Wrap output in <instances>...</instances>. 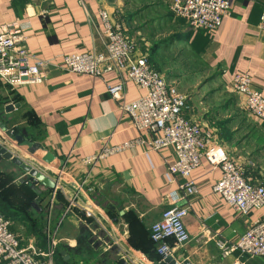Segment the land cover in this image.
<instances>
[{
  "label": "crops",
  "instance_id": "0c3cea01",
  "mask_svg": "<svg viewBox=\"0 0 264 264\" xmlns=\"http://www.w3.org/2000/svg\"><path fill=\"white\" fill-rule=\"evenodd\" d=\"M228 1L229 15L208 34L173 16L171 0H0V26L25 25L27 51L50 62L41 84L13 88L0 80V136L12 129L25 133L31 146L5 136L4 141L31 168L45 154L52 155L53 161L41 169L56 182L62 197L58 201L57 194L53 198L37 187L44 198L31 213L41 228L33 232L28 231L29 224L20 227L27 234L22 244V232L15 226L21 248L43 246L56 229L58 255L65 251L68 257L64 262L59 255L63 264H117L122 258L131 264H157L147 257L149 229L164 211L179 207L187 209L183 225L189 239L181 247L168 241L177 263L264 264V259L247 260L235 252L223 257L216 247L217 242L234 244L250 223L264 221V210L245 218L232 212L212 192L220 171L206 159L190 176L196 193L176 205L168 193L181 194L182 181L167 185L165 179L175 160L172 148L150 152L143 145L130 147L98 162L89 173L83 159L97 155L104 145L117 147L140 136L120 115L107 88L121 80L124 103L138 100L143 92L123 74L91 78L70 74L59 64L60 56L104 53L100 13H106L133 43L132 58L145 56L148 62L151 57L158 69L168 67L174 75L197 77L188 92L178 90L186 98L187 119L211 134L210 148L242 167L252 184L264 186V121L254 119L230 87L232 75L245 73L264 98V33L257 29L264 0ZM159 71L154 72L166 82ZM9 105L18 108L6 113ZM22 110L31 114V122L22 117ZM29 147L36 152L28 154ZM0 173L10 175L17 185L19 179L28 178L6 161L0 163ZM85 178L86 185H81ZM130 241L140 248L133 249Z\"/></svg>",
  "mask_w": 264,
  "mask_h": 264
},
{
  "label": "built area",
  "instance_id": "2783aa9c",
  "mask_svg": "<svg viewBox=\"0 0 264 264\" xmlns=\"http://www.w3.org/2000/svg\"><path fill=\"white\" fill-rule=\"evenodd\" d=\"M170 11L194 29L211 34L218 29L222 19L229 15L230 2L171 0ZM100 18L104 29V53L60 56L61 68L70 74L91 78H99L108 72H115L119 77L123 74L127 82L143 92V96L134 102L124 103V83L121 80L117 85L107 88L108 96L118 103L120 115L129 120L140 136L117 147L104 145L97 155L83 159L82 164L89 169V173L98 162L130 147L143 145L150 152L172 148L175 160L167 168L166 183L172 185L177 179L182 181L178 185L181 194L177 191L168 193V199L173 205L196 193L190 176L200 166L202 159H206L220 171V178L213 185L212 192L232 212L245 218L252 211L264 210V186L252 184L245 177L242 167L216 148L208 146L211 134L202 131L186 117V98L150 69L145 56L132 58L134 46L124 37L118 23L110 20L103 12ZM24 29L23 24L0 26V80L13 88L41 84L45 78V69L50 65L49 61H42L27 51L24 46ZM257 29L264 33V7ZM230 87L234 94L242 97L246 111L254 119L264 121V98L252 87L250 76L245 73L232 75ZM146 136H150V139H146ZM186 214V208L173 207L164 211L150 227L149 240L155 246L158 262L172 257L168 241L177 247L188 242L183 225ZM10 227L11 222L0 214V264H54L52 251L56 248V229L46 237L43 246L29 245L21 248L18 236L10 231ZM216 247L223 257L235 252L247 260L264 259V221L250 223L234 244L227 246L217 242Z\"/></svg>",
  "mask_w": 264,
  "mask_h": 264
},
{
  "label": "trees",
  "instance_id": "16d2710c",
  "mask_svg": "<svg viewBox=\"0 0 264 264\" xmlns=\"http://www.w3.org/2000/svg\"><path fill=\"white\" fill-rule=\"evenodd\" d=\"M23 117L26 118L29 122H31L32 116L28 111L26 110L24 111ZM12 135L19 136L20 138H22V141H27L25 140L26 139L25 133L23 131L19 132L18 129H12ZM43 198L44 197H41L39 194H37V192L31 190L28 187V185L26 184L17 185V183L14 182V179L10 175L0 173V207L2 204V207L6 206L8 210V212H4V210L0 208V214L5 219L11 222V227H10L11 232L15 233V226L16 224H18L15 218L16 215L22 216L23 219L30 225L32 231H35L37 229V227L35 226L36 221H34V219L29 215L28 211H30V213L33 212L34 209L36 208V205L39 204L41 201H43ZM56 199L58 201H61L62 197L59 194H57ZM128 244L135 250L140 248L131 241L128 242ZM149 244L150 246L147 247L149 250L147 252L148 253L147 257L149 260L156 262L159 260V258L157 257L156 254H154L155 250L152 251L154 247L150 240L147 243V246ZM56 252L58 254V251ZM61 259L63 260L62 257Z\"/></svg>",
  "mask_w": 264,
  "mask_h": 264
},
{
  "label": "water",
  "instance_id": "95a60500",
  "mask_svg": "<svg viewBox=\"0 0 264 264\" xmlns=\"http://www.w3.org/2000/svg\"><path fill=\"white\" fill-rule=\"evenodd\" d=\"M17 108H18L17 105H14V106L9 105L8 107L5 108V112L9 113ZM4 136L8 140L13 139L16 144L31 146L30 143H27L26 141H22V139L19 136L12 135V132L10 131H6L4 133ZM4 136L3 137L0 136V163L2 161L11 162L13 165L18 167L28 177L27 181L19 179L18 180L19 184H26L31 190L35 192H37V187L41 186L45 188L47 191H49V193H51L55 197L57 194L56 182L50 176L45 174V172L41 169L42 164L49 165L53 161L54 158L52 157V155L45 154L44 157H42L40 161L35 162L36 165H33V167L31 168L26 161L14 156L9 151V145L4 141L5 140ZM35 152H36V149L33 147L32 148L29 147L27 151L28 154H32ZM61 165L62 163H60V166ZM111 250L113 252H116V254H119L120 252L119 249H117L116 247L115 248L113 247ZM60 256L63 258L64 262H67L68 257L66 256L65 251H61ZM117 264H131V263L128 262L126 259L122 258V259L117 260ZM157 264H189V263L187 261H184L182 263H177L176 260L173 259L172 257H167L163 261L157 262Z\"/></svg>",
  "mask_w": 264,
  "mask_h": 264
},
{
  "label": "rangeland",
  "instance_id": "374dc122",
  "mask_svg": "<svg viewBox=\"0 0 264 264\" xmlns=\"http://www.w3.org/2000/svg\"><path fill=\"white\" fill-rule=\"evenodd\" d=\"M131 8V7H130ZM131 10V9H130ZM133 44V43H132ZM134 46V45H133ZM148 64H149V67H150V69H152V70H154V71H156V72H158V73H160V69H161V75H163V77H164V79L166 80V82H167V84L168 85H170V83L169 82H173L174 83V87L176 88V90L178 91H183V92H188L189 91V89H191V87L195 84L194 82L196 81V79H197V77L196 76H194V77H183V76H178V75H174V72L172 71H170V68H168V67H165V68H160V69H158L157 67H154V65H153V62H152V59H151V57H149V60H148ZM153 67V68H152ZM173 73V74H172ZM192 81H194V82H192ZM22 113V117H23V114H24V111H22L21 112ZM86 179L87 178H85L83 181H82V183H81V185H86L85 183V181H86ZM85 182V183H84ZM80 187H82V186H80ZM80 187H78L79 188V190H80V192L82 191V188H80ZM18 196V195H17ZM13 205H16V204H13ZM2 210H4V212H8V210H7V208H6V206L5 207H2V204H1V207H0ZM28 213H29V215L34 219V221H36L35 223V226L37 227V228H41V226H40V222L30 213V211H28ZM16 220H17V223L18 224H16V226H18V230H16L19 234L22 232V228H20V227H23L24 225L25 226H27V222L23 219V217L22 216H19V215H16ZM19 222H22V223H19ZM27 223V224H26ZM29 228V230L28 231H31L30 230V228L31 227H28ZM32 229V228H31ZM34 232V231H33ZM63 232V228H61V229H58V233H57V235H56V237L58 238V237H60V234ZM34 236L36 237V235L34 234ZM21 239H22V242H21V240H20V242L22 243V244H25L26 243V241H27V234H25V232H22L21 233ZM33 240H35V239H33ZM57 242V241H56ZM59 250V248L56 246V248H54L53 249V251H52V253H53V255H54V260H53V262H54V264H63L62 262H61V260H60V258H58L59 256H58V254H57V252L56 251H58Z\"/></svg>",
  "mask_w": 264,
  "mask_h": 264
}]
</instances>
